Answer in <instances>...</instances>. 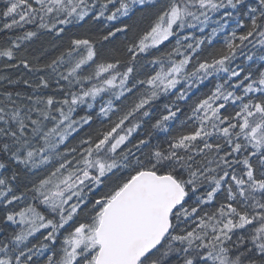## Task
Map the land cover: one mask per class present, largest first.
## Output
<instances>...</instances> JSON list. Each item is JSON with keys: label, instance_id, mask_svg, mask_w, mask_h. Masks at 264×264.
Listing matches in <instances>:
<instances>
[{"label": "snow or ice", "instance_id": "snow-or-ice-1", "mask_svg": "<svg viewBox=\"0 0 264 264\" xmlns=\"http://www.w3.org/2000/svg\"><path fill=\"white\" fill-rule=\"evenodd\" d=\"M0 33V264H264V0H0Z\"/></svg>", "mask_w": 264, "mask_h": 264}, {"label": "trees", "instance_id": "trees-1", "mask_svg": "<svg viewBox=\"0 0 264 264\" xmlns=\"http://www.w3.org/2000/svg\"><path fill=\"white\" fill-rule=\"evenodd\" d=\"M6 38L7 37L4 33H0V44H2ZM32 47L36 50L37 54H39L45 48H49L50 45H49L47 39L45 38V39L35 41L33 43Z\"/></svg>", "mask_w": 264, "mask_h": 264}]
</instances>
